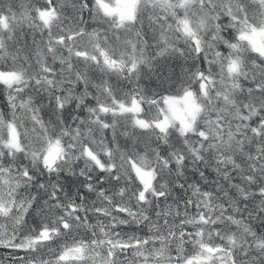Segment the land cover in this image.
Segmentation results:
<instances>
[{"label": "snow or ice", "instance_id": "obj_1", "mask_svg": "<svg viewBox=\"0 0 264 264\" xmlns=\"http://www.w3.org/2000/svg\"><path fill=\"white\" fill-rule=\"evenodd\" d=\"M0 249L264 264V0H0Z\"/></svg>", "mask_w": 264, "mask_h": 264}, {"label": "trees", "instance_id": "obj_2", "mask_svg": "<svg viewBox=\"0 0 264 264\" xmlns=\"http://www.w3.org/2000/svg\"><path fill=\"white\" fill-rule=\"evenodd\" d=\"M126 231H130V229H126ZM7 253L4 249H0V257L6 256Z\"/></svg>", "mask_w": 264, "mask_h": 264}]
</instances>
